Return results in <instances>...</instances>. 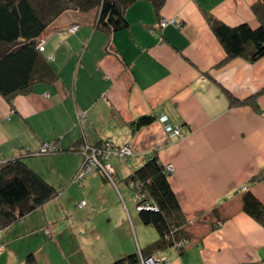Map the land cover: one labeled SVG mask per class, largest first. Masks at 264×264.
Instances as JSON below:
<instances>
[{"label":"crops","instance_id":"crops-1","mask_svg":"<svg viewBox=\"0 0 264 264\" xmlns=\"http://www.w3.org/2000/svg\"><path fill=\"white\" fill-rule=\"evenodd\" d=\"M258 1L165 0L156 11L138 0L125 11L128 28L116 31L98 27V9L62 12L39 43L55 81L12 101L0 95V130L11 134L0 133V167L14 157L32 167L30 155L56 139L62 148L106 139L128 145L127 173L158 156L174 165L169 179L191 237L184 249L156 254L166 264H264V225L242 210L247 191L264 204V178L253 181L264 176V57L224 62L226 50L205 17L255 28L252 5ZM163 18L179 19L180 27L159 25ZM73 25H79L75 32L69 31ZM226 90L241 101L257 95L260 110L233 104ZM142 116L154 120L135 129ZM166 124L180 127L181 136L169 137ZM81 163L80 156L64 186L74 187ZM116 186L108 184V197L121 190ZM70 207L69 193L59 192L12 224L1 237L0 264H24L31 252L40 264H114L158 238L127 204H108V229L107 215L89 207L71 213Z\"/></svg>","mask_w":264,"mask_h":264},{"label":"trees","instance_id":"trees-1","mask_svg":"<svg viewBox=\"0 0 264 264\" xmlns=\"http://www.w3.org/2000/svg\"><path fill=\"white\" fill-rule=\"evenodd\" d=\"M136 1L138 0H0V95L12 101L15 96L31 91L38 83L55 81V68L47 63L39 43L44 38L47 27L62 12L70 9L84 12L98 9L99 28L106 31L123 30L129 26L125 11ZM148 1L156 11L165 3V0ZM252 10L258 21L255 28L248 22L229 26L213 14L206 13L208 23L226 50L224 62L235 57L256 62L264 57V0L254 3ZM226 93L233 104L249 103L260 110L257 95L241 101L227 90ZM153 120L152 116H142L133 123V127L138 129ZM53 142L58 143L54 152L79 151V145L62 148L58 139ZM170 175L158 156H153L127 176L126 182L141 207L138 210L139 217L145 225L156 228L158 238L140 253L121 258L114 264L141 262V256L145 258L168 247L185 248L184 245L191 237L187 229L189 221L172 188ZM263 178V174L256 175L253 181ZM130 183H133L132 186ZM58 195V189L23 157H14L3 163L0 167V241L12 224L44 207ZM242 210L264 225V204L251 191L242 196ZM24 264L40 263L31 252L26 256Z\"/></svg>","mask_w":264,"mask_h":264},{"label":"rangeland","instance_id":"rangeland-1","mask_svg":"<svg viewBox=\"0 0 264 264\" xmlns=\"http://www.w3.org/2000/svg\"><path fill=\"white\" fill-rule=\"evenodd\" d=\"M171 19H176L178 22H176V23L170 22L169 24H173V25H176L177 27H180L181 21L179 19H177V18H171ZM167 20H170V19H167ZM159 25H161V24L159 23ZM167 25H164V26H167ZM6 116H8V115H6ZM0 133L3 136H10L11 135L7 129H1ZM179 136H181V135H179ZM107 142L113 148H118L121 150L124 147L122 145L115 144L111 139H106V140L94 145V147L97 149L105 147V149L108 152V145H106ZM53 143H57V142H53ZM86 146H87L86 142L79 143V151H78L79 153L78 152H75V153L72 152V153H67V154H63V155H60L57 152L48 153V154H37V153L34 154V153H32L30 155V157L28 158V160L32 163V165H33L32 167L37 168L38 172L41 175H43L48 181L55 182V187L58 189L60 194H62L64 191H66V194L69 193V198L71 200V207H70L71 213H73L75 211L76 212L87 211V210H83L82 208L88 209V207L92 213H97L96 215L100 216L103 213L104 215H107L103 224L108 229V214H106V211L108 209V204L111 207H114V206L118 207L119 205L124 207V204H127L132 212L138 213V210H139V206H138L139 202L137 201L136 197H134L130 186L126 182V178L130 173H127V171H126L127 162H124V160H127L132 154L123 160L120 159L121 158L120 155L119 156L117 155L116 157L113 156L114 158L112 157L113 159L111 160V162L113 164V167L118 170V175L117 176L115 175L114 181H112L110 178H108V176H104L105 177L104 178L103 176L99 175L100 169H98L99 171L98 170H94V171L87 170L86 171L87 173L82 178H75V176H74V178H72L73 182L75 183L74 187L69 188L68 185L64 186L63 185L64 181H65L64 178L66 176L68 177L70 175V173L75 169V167L77 166L78 157H80V156L82 157V163L79 166V168H81L83 163L87 160V158H85V155L91 156L92 149H90L87 152V154H85V149H86L85 147ZM81 147L84 150H81ZM132 153H133V150H132ZM96 157L99 158V156H96ZM165 165H166L167 171L172 174L174 172V165L172 164L173 170H171V168H170V165H171L170 163L165 164ZM106 169L108 171V166H106ZM109 169L112 170L111 167ZM82 170H84V169H81L80 172H82ZM77 173H76V175H77ZM91 177H96V178H91ZM90 182L95 184V186L93 187L95 189H93V191H90V189H92V188L87 185ZM108 184L112 185V186L118 185L119 188L121 189L120 191L118 190L116 192L115 197H112V196L108 197V192H109L108 191ZM132 184L133 183H130L131 186H132ZM67 188H69V189H67ZM242 190L245 191L246 188L244 187ZM82 191H83V194H82ZM89 193H91V195H92L91 199H89L87 197V195ZM121 194H123L122 196L126 199V202L123 201ZM86 198H88V200H90V203L87 202L86 205L80 206L79 203L82 202V200L88 201ZM88 204H90V206H88ZM86 206H88V207H86ZM102 229H105V228L102 227ZM45 231L49 234L51 232V228L48 227L45 229ZM18 245H21V244H18ZM1 262L3 263L4 259Z\"/></svg>","mask_w":264,"mask_h":264},{"label":"built area","instance_id":"built-area-1","mask_svg":"<svg viewBox=\"0 0 264 264\" xmlns=\"http://www.w3.org/2000/svg\"><path fill=\"white\" fill-rule=\"evenodd\" d=\"M170 22L176 23L178 21L176 19L167 20L163 18L160 24L164 26V25L169 24ZM78 28H79V25H73L69 28V31L75 32ZM165 129L169 137H176L182 134V130L180 127H174L170 124H166ZM106 145H108V152L105 149V147H102L100 149L99 148L97 149L94 146L91 147L89 145L85 147L86 148L85 154H87V152L90 149H92V153H91V156L85 155V158H87V160L83 163L82 167L78 170L77 175L75 174V178H82L87 173L86 172L87 170L94 171V170L100 169L101 173L105 174L106 176H108V178L114 181L113 176L115 173V168L113 167V164L111 162L112 157L120 155L122 159H126L128 156L132 154V149L127 145L124 146L121 150L118 148H113L108 142L106 143ZM57 148H58V143H53V141L45 142L39 148L37 154H48L52 152L54 153V151H56ZM81 150H84V149L81 147ZM96 156H99V158H97ZM106 166H108V171L106 169ZM110 167L112 168V170L109 169ZM170 168L171 170H173L172 164L170 165ZM81 169H84L85 171L82 170V172H80ZM86 204H87L86 201H82L80 203V206H84ZM140 208L141 207L139 206V209ZM141 263L142 264H166V261L162 259L159 255L153 254L145 258L141 256Z\"/></svg>","mask_w":264,"mask_h":264}]
</instances>
